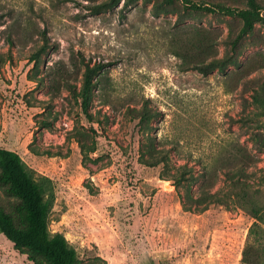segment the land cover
<instances>
[{
    "label": "rangeland",
    "instance_id": "374dc122",
    "mask_svg": "<svg viewBox=\"0 0 264 264\" xmlns=\"http://www.w3.org/2000/svg\"><path fill=\"white\" fill-rule=\"evenodd\" d=\"M255 2L235 41L248 0H0V147L50 179L76 264H262L243 257L264 206ZM19 204L0 182L21 228ZM0 264L50 262L0 234Z\"/></svg>",
    "mask_w": 264,
    "mask_h": 264
},
{
    "label": "trees",
    "instance_id": "16d2710c",
    "mask_svg": "<svg viewBox=\"0 0 264 264\" xmlns=\"http://www.w3.org/2000/svg\"><path fill=\"white\" fill-rule=\"evenodd\" d=\"M248 4L249 9L238 10L243 23L235 41L247 33L252 28L254 21L260 17L261 7L255 0H248ZM262 11L264 14V8ZM262 18L264 19V16ZM214 65V62H209L205 65L197 64L195 68L206 71ZM87 86L88 74H86L83 87V109L86 108ZM261 109L264 114V101ZM0 182L7 185L9 193L20 199L16 213L23 225L21 228L16 227L10 215L0 209V234L15 246L25 247L31 252L43 256L50 264H76V250L69 245L65 236L58 232L51 235L48 231L51 201L45 195L51 189L50 179L44 177L38 182L34 181L21 156L14 150L0 147ZM251 211L254 222L249 231L250 238L243 257L246 262L250 263L252 256L248 255V250L253 244H256L262 255V264H264V206L254 204Z\"/></svg>",
    "mask_w": 264,
    "mask_h": 264
}]
</instances>
